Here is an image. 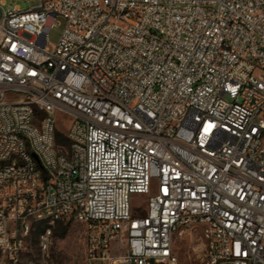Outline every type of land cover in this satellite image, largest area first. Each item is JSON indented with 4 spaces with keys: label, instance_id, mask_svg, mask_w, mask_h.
Returning <instances> with one entry per match:
<instances>
[{
    "label": "built area",
    "instance_id": "2783aa9c",
    "mask_svg": "<svg viewBox=\"0 0 264 264\" xmlns=\"http://www.w3.org/2000/svg\"><path fill=\"white\" fill-rule=\"evenodd\" d=\"M37 1L0 0L8 264L66 221L86 228L85 264H178L194 232L203 264H264V0Z\"/></svg>",
    "mask_w": 264,
    "mask_h": 264
},
{
    "label": "rangeland",
    "instance_id": "374dc122",
    "mask_svg": "<svg viewBox=\"0 0 264 264\" xmlns=\"http://www.w3.org/2000/svg\"><path fill=\"white\" fill-rule=\"evenodd\" d=\"M5 8L18 7L20 10H27L35 7L38 4L37 0H3ZM64 21L59 19L57 24L49 31L48 41L49 48L53 49L58 42ZM66 117L58 116L57 128L65 132ZM61 142L60 139H58ZM155 190L152 187V191ZM131 208L134 210V215L142 216L145 214L147 196L141 194H133L131 196ZM69 225L68 231L63 238L55 235L58 231L57 223L53 227V240L46 255H42L38 250V238L45 225L38 224L34 226L27 241L26 249L21 251L19 263L24 264L27 260L33 261L35 264H85V231L83 224L66 221ZM174 252L178 258V264H203L204 258V243L201 240L200 233L185 234L178 238L174 244ZM8 256L0 251V264H8Z\"/></svg>",
    "mask_w": 264,
    "mask_h": 264
},
{
    "label": "trees",
    "instance_id": "16d2710c",
    "mask_svg": "<svg viewBox=\"0 0 264 264\" xmlns=\"http://www.w3.org/2000/svg\"><path fill=\"white\" fill-rule=\"evenodd\" d=\"M60 137H61V134H58V138ZM42 224L46 226V224L44 223ZM57 227H58V231L57 232L55 231V235L58 236L59 238H63L68 231L69 225L65 222H58Z\"/></svg>",
    "mask_w": 264,
    "mask_h": 264
}]
</instances>
